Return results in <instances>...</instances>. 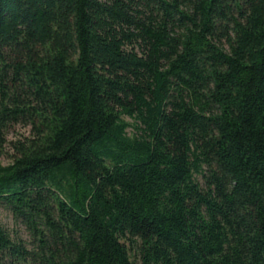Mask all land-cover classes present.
Returning <instances> with one entry per match:
<instances>
[{"label":"trees","instance_id":"obj_1","mask_svg":"<svg viewBox=\"0 0 264 264\" xmlns=\"http://www.w3.org/2000/svg\"><path fill=\"white\" fill-rule=\"evenodd\" d=\"M0 264H264V0H0Z\"/></svg>","mask_w":264,"mask_h":264},{"label":"rangeland","instance_id":"obj_2","mask_svg":"<svg viewBox=\"0 0 264 264\" xmlns=\"http://www.w3.org/2000/svg\"><path fill=\"white\" fill-rule=\"evenodd\" d=\"M29 133L28 127H23L21 125H15L10 128L6 135V143L0 149V164L6 165L12 162L14 151L12 150V142L16 139H21L27 136ZM0 223L14 236L19 237L25 241L29 242V236L26 232L24 226L17 223L12 214L0 206Z\"/></svg>","mask_w":264,"mask_h":264}]
</instances>
